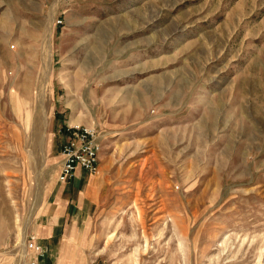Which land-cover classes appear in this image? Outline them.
<instances>
[{"label":"rangeland","instance_id":"obj_1","mask_svg":"<svg viewBox=\"0 0 264 264\" xmlns=\"http://www.w3.org/2000/svg\"><path fill=\"white\" fill-rule=\"evenodd\" d=\"M75 122L100 173L56 217ZM32 235L44 264H264V0H0V264Z\"/></svg>","mask_w":264,"mask_h":264},{"label":"built area","instance_id":"obj_2","mask_svg":"<svg viewBox=\"0 0 264 264\" xmlns=\"http://www.w3.org/2000/svg\"><path fill=\"white\" fill-rule=\"evenodd\" d=\"M103 151V138L99 130L93 126H70L67 138L62 146L61 170L59 182L71 183L76 179L79 171L95 176L100 173V156ZM27 250L34 254L36 260L32 264H39L47 254V248L39 243L35 235L29 236Z\"/></svg>","mask_w":264,"mask_h":264},{"label":"crops","instance_id":"obj_3","mask_svg":"<svg viewBox=\"0 0 264 264\" xmlns=\"http://www.w3.org/2000/svg\"><path fill=\"white\" fill-rule=\"evenodd\" d=\"M84 176L91 177V175H88L86 172L79 171L78 174H77L76 179L74 180L75 182L74 181L73 182L76 184V182L82 181V178ZM89 179L91 180V178H89ZM67 185L68 184H62V187L61 188L63 190L57 196V199L60 198L61 200H63V205H62V207H60L61 209L58 207V205L55 206V208L53 209V212H54L53 215L56 216V217L60 215V212H63V208H66L68 210V207L70 206V204L73 203V196H74V194H77V198H78V194L79 195L84 194L81 189H76L77 187H74L73 191H76V193H73L72 194L73 196L70 194L69 195V198H68V196L67 197H64L63 194H64V190H65V188H66ZM79 197H80V200H81V196H79ZM84 198H85V196L83 197V199L81 201H83ZM57 199H56V204H57ZM37 228H38V231H39V233L41 235H44V233L47 232V233H49L48 237H51L53 235V233H54L55 225H51V224H41V225H38ZM30 254H28V255L31 256ZM35 260H36V258L35 257H32L28 264H32V262L35 261ZM40 262H41V264H44V261L43 260H41ZM40 262H39V264H40ZM26 264H27V262H26Z\"/></svg>","mask_w":264,"mask_h":264},{"label":"bare ground","instance_id":"obj_4","mask_svg":"<svg viewBox=\"0 0 264 264\" xmlns=\"http://www.w3.org/2000/svg\"><path fill=\"white\" fill-rule=\"evenodd\" d=\"M44 121H45V120H44ZM73 125H74V126H77V125H76V122H75V123H73ZM39 126H40V127H42V124H41V123H39ZM40 139H41V138H40ZM40 139H39V140H40ZM35 142H37V139H36V141H34V143H35ZM38 142H40V141H38ZM38 142H37V143H38ZM30 144H32V139H31V142H30ZM35 144H36V143H35ZM38 144H39V143H38ZM38 144H37V145H38ZM37 145H36V146H37ZM34 146H35V145H34ZM37 147H38V146H37ZM37 147H36V148H37Z\"/></svg>","mask_w":264,"mask_h":264}]
</instances>
